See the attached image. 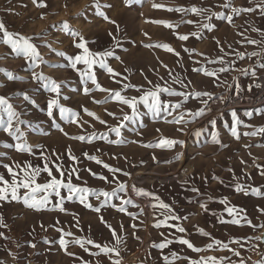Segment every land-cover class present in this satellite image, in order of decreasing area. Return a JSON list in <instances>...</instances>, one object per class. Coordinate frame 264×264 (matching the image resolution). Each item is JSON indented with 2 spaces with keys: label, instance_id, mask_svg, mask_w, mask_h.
I'll return each mask as SVG.
<instances>
[{
  "label": "rangeland",
  "instance_id": "374dc122",
  "mask_svg": "<svg viewBox=\"0 0 264 264\" xmlns=\"http://www.w3.org/2000/svg\"><path fill=\"white\" fill-rule=\"evenodd\" d=\"M41 3L46 6L38 7ZM225 3L226 0H0V23L4 29L30 37L42 57L36 66L17 56L3 42L0 31V97L8 99L19 113L13 130L18 128L16 136L21 137L17 140L0 129V176L12 179L4 165L20 172L28 164L43 168L46 159L57 178V165L65 172V182L68 171L75 168L80 179L74 174L73 185L94 190L81 203L75 197L67 200L68 191L62 188L63 212L59 211L60 197L54 194L46 210L36 211L22 200H11L9 190L8 200H0V217L5 225L0 226V264H113L115 260L121 264H190V260L202 257H216L218 261L223 258V264H240L241 258L245 264L264 260V132L258 131L264 128V0H231L229 7H222ZM154 4L160 7H153ZM192 7L209 11H187ZM170 8L185 11H169ZM232 8L252 11L237 15ZM100 12L115 24L106 21ZM213 13L231 16L232 22ZM154 21H165L173 27ZM64 22L83 36L91 52H113L106 63L119 76L113 78L98 64L93 66L101 87L139 98L141 93L135 88L123 90V86L148 90L160 85L187 94L185 101L182 96L161 93L162 100L182 103V108L172 115L162 112L153 116L140 104V115L123 121L125 113L131 115L127 105L117 100L95 103L105 101L109 94L81 78L77 69L82 70L85 65L73 69L65 56L58 55L63 52L74 57L83 52L75 47L81 42L79 36L62 30ZM205 24L211 28H205ZM180 35H188L189 39L180 40ZM252 40L256 43H249ZM157 44H168L179 55L155 47ZM205 70L216 75H205ZM34 72L60 84L59 104L78 113L77 122L69 123L58 108L53 109L51 117L48 115V101L57 97L43 82L34 79ZM85 86L91 89L90 94L84 93ZM196 92L210 93L211 98H196ZM84 109L95 113L99 120ZM201 109L204 114L195 119L187 114ZM181 112L185 113L181 123L166 122L178 118ZM233 112L240 123L233 121ZM4 118L7 119L6 114ZM121 123L124 127L117 137L109 128ZM233 128L238 139L232 135ZM253 132L256 135H245ZM93 134L95 139L88 142ZM79 136L86 139L72 138ZM213 136L219 143L213 142ZM165 138L178 143L170 148L144 146ZM117 140L123 142H109ZM17 143L30 146L31 153L18 151ZM90 156L120 171L112 173ZM93 172L106 176L110 183L97 179ZM49 179L46 172H41L37 183ZM119 183L127 185L125 191L118 190ZM238 186L243 190L237 191ZM135 189L151 195H139ZM114 190L116 195L107 201L103 196L97 199L100 191ZM25 192L20 188L18 195L22 197ZM46 194L37 192L35 196L39 200ZM225 199L227 204L220 202ZM122 200H131L132 204H122ZM161 202L172 211L161 208ZM88 203L92 208L85 206ZM96 207L100 212L92 210ZM120 207L126 211H119ZM227 207L237 209L234 216L228 214ZM173 215L181 219H171ZM101 217L116 231L119 243ZM234 218L240 223H232ZM177 226L186 231H177ZM200 229L210 236L201 235ZM68 232L73 235H64ZM62 238L66 247L60 245ZM181 238L198 248L209 244L213 247L194 252L178 242ZM77 239L115 247L119 256L105 255L92 244L81 247L75 242ZM215 240L228 248L214 244ZM160 244L166 246L160 248Z\"/></svg>",
  "mask_w": 264,
  "mask_h": 264
},
{
  "label": "snow or ice",
  "instance_id": "6c2138e0",
  "mask_svg": "<svg viewBox=\"0 0 264 264\" xmlns=\"http://www.w3.org/2000/svg\"><path fill=\"white\" fill-rule=\"evenodd\" d=\"M33 2L35 3L36 0H33ZM126 2H127V0H126ZM230 4H231V0H226V3L224 5H222V7H229ZM37 6L38 7H45L46 5L41 3V4H38ZM96 7L99 8L100 5L97 3ZM109 7H110V5H109ZM153 7H160V5L154 4ZM168 10L169 11L175 10V11H179V12L185 11V9H182V8H177V9H171L170 8ZM262 10H264V9H262ZM187 11H190L194 14H200L202 12L209 11V10L192 7L191 9H188ZM241 11H252V9H250V8L249 9L232 8V12L237 14V15ZM99 14L109 23L115 24V21L110 20L109 17L107 15H105L103 12H100ZM213 15H216L218 18L227 19V21L229 23L232 22L231 16L224 17L218 13H213ZM208 19L210 20L211 16H209ZM187 22L193 23L192 21H187ZM154 23H162L168 28L173 27L172 24L165 22V21H154ZM61 27H62V30L70 31L74 37L79 36L78 33L74 32L70 29V26L67 22H64ZM204 27L205 28H211V25L205 24ZM117 28H119V25H117ZM0 31H3V42L8 44L11 47L12 51L17 56H23L26 60L31 61L36 66H38L39 62H42V57L40 56V53L38 52L36 46L30 42V40H31L30 37L18 36V34L9 33L7 30L4 29V25L2 23H0ZM191 35H195V33H192ZM178 38L180 40L186 41L189 39V36L188 35H180V36H178ZM79 39L81 42L76 43L75 47L78 49H82L83 50L82 54H79V55H76L73 57V56H66L65 53L60 52V53H58V55L65 56V58L68 60L70 66L73 69H77V65H79V64L85 65L86 67L84 69H82V70L77 69L80 72L81 78L85 79L86 81H90L95 86L96 90L102 91V92H107L109 94L108 97L105 99V101H94L95 103H107L111 100H117L120 103L127 105L131 109V115L125 113L123 115V121H130V120L135 119L137 116H139L140 113L138 110V105H140V104H143V106L146 107L148 109V111L150 113H152L153 116H159L162 112L167 113V115H172V113L175 110L182 108V103H172L171 101H168V100H162L161 99V93H166L170 97L171 96H182V97H184L185 101L187 100V94H185L184 92H178V91L172 90V89L167 88V87H161L160 85H156V86H154V89H148V90H143L141 87H138L135 85H130V84H125L123 86V90H127L130 87L135 88L136 91L141 93L139 98H137L135 96L125 97L121 94V91H114L112 89L101 87V85L97 82L95 73L93 72V66L98 64L100 68L105 69L110 75L113 76V78L115 76H119L120 73L114 72V70L106 63V59L108 57H112L113 52L111 50H107V51H103V52H99V53L91 52L88 49V47H86V42H84L83 36H79ZM113 39L115 40L116 38L113 37ZM118 43H119V41H117V44ZM249 43L255 44L256 41L252 40V41H249ZM155 47H160V48H163L165 51L173 52L174 54L179 55V53H175V50L168 44H157V45H155ZM185 51H188V50L185 49ZM252 55H257V53H252ZM241 58H243L242 54H241ZM116 59H119V57H116ZM222 62L223 61L221 60V63ZM261 67H264V65H261ZM224 70L225 69H223V68L221 69V71H224ZM196 71H201V69H196ZM204 74L209 75V76H215L216 75L214 72H207L206 70L204 71ZM33 77H34V79L43 82V86L45 88H47L51 93L56 94L57 98H52L48 101V115L51 117L53 114V109L58 108L61 117L68 120L69 123L77 122L76 118L79 116V114L74 112L72 109L61 106L59 104L58 97L60 94V84L55 79H52L48 76H45L43 73H35L34 72ZM117 83H119V81H117ZM83 91L85 94H90L91 89H89L87 86H85ZM195 96H196V98H200L202 96H207V97L211 98V94L207 93V92H196ZM25 99H27V97H25ZM84 111L86 112L87 115L92 116L93 118L99 120V117H97L95 115V113H92V112L88 111L87 109H84ZM4 114H6L7 119L4 118ZM108 114L115 118L113 113H108ZM187 114L190 115L191 117H193V119H195L196 117L201 116L204 113H203V109H201L197 112H189ZM184 115H185V113L181 112L180 116L178 118H175L174 120L166 121V122L167 123H181L184 119ZM247 115L250 116L251 113H247ZM18 117H19V113L14 110L13 105L8 102V99H6L5 97H0V129H2L4 132L8 133V135H10V136H16V133L19 132V129L17 128L14 131L13 130V123H14V121L18 120ZM232 117H233V121L235 123H240L235 112L232 113ZM100 123L106 124V121L100 120ZM211 123L214 125L215 121H212ZM122 127H124L123 123H121L118 127H110L109 131L114 132L117 137H120ZM60 130L62 131V129H60ZM157 131H159V129ZM258 131L264 132V128H261ZM65 135H67V133H65ZM197 135H199V133H197ZM232 135L235 136L237 139L239 138V135H238L237 131L235 130V128H233V130H232ZM245 135H256V133L255 132L245 133ZM72 138L78 139L81 141H84L86 139L84 136L72 137ZM101 138L107 139L106 135H102ZM16 139L20 140L21 137L16 136ZM92 139H95V134H93L90 138H88V142H91ZM212 140L214 143H219V140L216 136H213ZM109 142L110 143H112V142L122 143L123 141L117 140V141H109ZM176 143H178V141L165 138V139L160 140L155 145H144V146L145 147L168 146L170 148L173 145H175ZM180 143H182V142H180ZM16 149L18 151H22V152L26 151L29 153H31V151H32L30 146H28L26 144H21V143L16 144ZM70 151L71 150H69V154H70ZM70 158L73 160L76 159L74 156H70ZM89 159L94 160L97 164H103V161L97 159V157H95V156H90ZM4 167L8 169V172L11 175L12 179H11V181H9V180L5 179L3 176H0V200H8L9 190H10L11 200H15L18 202L22 200V202L24 203V205L26 207L33 208L36 211L46 210L47 205L50 203L49 198L53 194L56 197H60V205L61 206L59 207V211H62V212L65 211V209L62 207V204L64 203V199H65L63 196H61L60 190L62 188L67 189V191H68L67 200L71 201L75 197L81 203H85L88 199V196L90 194L94 193V190L89 188V187H86V186L80 187V186L73 185L72 176L74 174L76 175V179H78V180L80 179V176H79V174L75 168H72L68 171L67 182H65V172L61 169V167L58 165L56 166V172L59 173V177H60V178H57V176L53 175V171L49 167V164H48L46 159H45V163L43 165V168H41L39 166L33 167L31 164H28L26 167L20 168V166L17 165L16 167L20 168V172L23 173L22 176L20 175V172L15 171L13 169V167H10L8 165H4ZM103 167L107 168L112 173L120 171L119 169H113L108 164H103ZM29 170H31V171H29ZM89 171L91 172V170H89ZM41 172H46L48 177H50V179L47 180L43 184L37 183V177L41 174ZM91 174L94 177H96L97 179L103 180L106 183H110L106 176L98 175L94 172ZM261 174L264 175V172H262ZM124 175H129V174L124 173ZM17 177H19V179ZM84 183L86 184L87 182L85 181ZM20 188H23L26 190L25 194L22 197L20 195H18V191ZM126 188H127V185H125L124 183H119V186H118L119 191H125ZM133 188H135V186H133ZM135 190L137 191V194H139V195H145V196L151 195L150 193L144 192L142 189H135ZM242 190L243 189L240 186L237 187V191H242ZM253 191L256 192L257 194H259L258 189H254ZM37 192H45L47 194L44 195L43 197H41L39 200H37V198L35 196V193H37ZM115 195H116L115 190L112 192L100 191L97 194V199H99V196H103V197H105V201H107V199L109 197H114ZM155 199H158V197H155ZM220 202L223 204L228 203V201L226 199L222 200ZM121 203L122 204H132V201L131 200H122ZM85 206L92 208V205L90 203L85 204ZM159 206L161 208L168 209L169 211H172L170 209L169 205L164 204L162 202L160 203ZM201 207L205 211L208 210L206 205H201ZM92 210L96 211V212H100L99 207L93 208ZM118 210L121 212L126 211V209L124 207H120ZM226 211L228 212V214L230 216H234V214L237 212V209L235 207H227ZM262 211H264V210H262ZM170 218L175 219V220L181 219L179 216H175V215L171 216ZM100 219H101L102 223H105V225L107 227H109V229H111V225H108L107 222L103 220V217H101ZM184 219H187V217H185ZM231 222L235 223V224L240 223V221L238 219H235V218ZM248 223L251 224V221H248ZM0 226H5L2 224V217H0ZM156 226L159 227L160 225L157 224ZM262 227H264V225H262ZM58 231L63 232V229H58ZM111 231H112V235L114 237H116L117 243H119L120 241H119V237L117 236L116 231L114 229H111ZM177 231L184 233L186 230L183 227L177 226ZM200 233H201V235L206 236V237L210 236V234L205 232L203 229H200ZM0 235H2V234H0ZM64 235L71 236L73 234L68 232V233H64ZM257 239H259V238H257ZM75 242L80 244L81 247H84L85 243L92 244L97 249H101L105 255H108L109 253H115L117 256H119V252L115 247L108 248L107 245H104L102 247L100 244H97L92 240L84 241L81 239H77ZM178 242L183 244V245H186L189 249H191L194 252L207 251V250L212 249V247H213V244H209V245H207L206 248H198L191 241H189L188 239H183V238H181ZM236 242H238V241H236ZM214 244L220 245L222 248H228L227 244H224L222 241H219V240H215ZM60 245L62 247H66V241L63 238L60 239ZM165 246H166V244L158 245V247H160V248H163ZM32 247H35V245H32ZM154 247H157V245H154ZM87 250L88 249L85 248V251H87ZM229 250L233 251L232 249H229ZM98 254L99 253H93V255H98ZM173 255H175V254H173ZM234 255L240 256V253L234 252ZM165 260L167 261L168 258L165 257ZM113 264H121V261L115 260V261H113ZM168 264H171V262L169 261ZM190 264H223V258H221L218 261L216 257H207V258L202 257L200 260H195V261L190 260ZM240 264H245V261L243 258H241ZM257 264H264V260L257 262Z\"/></svg>",
  "mask_w": 264,
  "mask_h": 264
},
{
  "label": "water",
  "instance_id": "95a60500",
  "mask_svg": "<svg viewBox=\"0 0 264 264\" xmlns=\"http://www.w3.org/2000/svg\"><path fill=\"white\" fill-rule=\"evenodd\" d=\"M262 243L264 244V233H263Z\"/></svg>",
  "mask_w": 264,
  "mask_h": 264
}]
</instances>
